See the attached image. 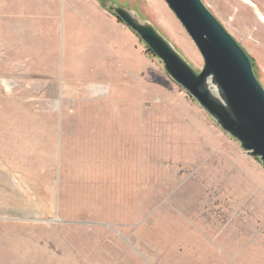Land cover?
Returning <instances> with one entry per match:
<instances>
[{
    "label": "rangeland",
    "instance_id": "obj_1",
    "mask_svg": "<svg viewBox=\"0 0 264 264\" xmlns=\"http://www.w3.org/2000/svg\"><path fill=\"white\" fill-rule=\"evenodd\" d=\"M100 1L0 0V264H264V171L249 161L264 167L226 133L261 183L255 199L182 166L162 117L176 96L207 113ZM106 1L201 70L164 0ZM202 1L264 88V0ZM132 49L146 89L124 72Z\"/></svg>",
    "mask_w": 264,
    "mask_h": 264
},
{
    "label": "water",
    "instance_id": "obj_2",
    "mask_svg": "<svg viewBox=\"0 0 264 264\" xmlns=\"http://www.w3.org/2000/svg\"><path fill=\"white\" fill-rule=\"evenodd\" d=\"M203 59L194 70L150 23L106 0L100 4L134 32L162 62L168 76L207 113L208 117L264 167V88L246 51L202 0H164ZM213 82L220 97L208 88Z\"/></svg>",
    "mask_w": 264,
    "mask_h": 264
},
{
    "label": "crops",
    "instance_id": "obj_3",
    "mask_svg": "<svg viewBox=\"0 0 264 264\" xmlns=\"http://www.w3.org/2000/svg\"><path fill=\"white\" fill-rule=\"evenodd\" d=\"M42 3H38V6ZM134 53L131 60L126 64L124 72L129 74L134 81L132 87L146 89L147 63L140 50L132 49ZM144 96L146 97L145 90ZM172 91L163 93L165 97L170 96ZM177 105L172 102L171 113H164L163 120L170 116L171 122L175 125L171 133L173 150L179 154L184 153L186 162H181L186 168L202 170L201 181L211 190L224 192H235V198H239V192L244 186L251 187V198L259 192L261 183L253 172H250L243 164L244 153L237 143H232L236 154L229 155L227 135L213 123V121L197 107L187 101L184 97H177ZM142 101V100H141ZM161 119V118H159ZM224 142V143H222ZM257 171L263 170L259 163L249 161ZM211 187V188H210ZM242 187V188H241Z\"/></svg>",
    "mask_w": 264,
    "mask_h": 264
},
{
    "label": "bare ground",
    "instance_id": "obj_4",
    "mask_svg": "<svg viewBox=\"0 0 264 264\" xmlns=\"http://www.w3.org/2000/svg\"><path fill=\"white\" fill-rule=\"evenodd\" d=\"M207 85H208V88L210 89V91L214 95H216L217 97H220L219 89L217 88V86L213 82L209 81Z\"/></svg>",
    "mask_w": 264,
    "mask_h": 264
}]
</instances>
